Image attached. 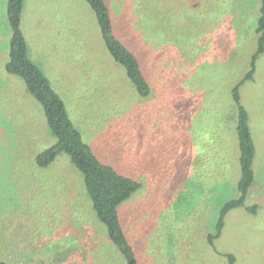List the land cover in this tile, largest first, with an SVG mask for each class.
I'll list each match as a JSON object with an SVG mask.
<instances>
[{
    "label": "rangeland",
    "instance_id": "1",
    "mask_svg": "<svg viewBox=\"0 0 264 264\" xmlns=\"http://www.w3.org/2000/svg\"><path fill=\"white\" fill-rule=\"evenodd\" d=\"M114 32L138 56L140 96L106 49L86 0H24L27 53L104 163L139 183L118 214L137 264H264V51L239 87L255 144L246 205H221L240 174L231 89L257 45L260 0H106ZM0 0V260L126 264L96 217L82 174L60 153L41 105L5 72L10 29ZM138 10L140 12H138ZM142 17V18H141ZM139 18L145 20H138Z\"/></svg>",
    "mask_w": 264,
    "mask_h": 264
},
{
    "label": "trees",
    "instance_id": "2",
    "mask_svg": "<svg viewBox=\"0 0 264 264\" xmlns=\"http://www.w3.org/2000/svg\"><path fill=\"white\" fill-rule=\"evenodd\" d=\"M24 0H7L6 15L10 29L8 59L4 64L7 74L15 75L24 82L26 90L41 105L47 128L54 142L35 155L34 161L40 167L48 166L57 155L65 153L71 163L82 174L87 195L96 217L105 225L107 235L118 248L126 264H137V256L130 245L119 218V205L131 197L139 188L134 179L121 174L111 165L101 161L82 139L81 133L69 118L64 101L52 88L41 69L33 63L27 53L26 40L21 29V13ZM94 11L103 43L125 71V75L135 91L144 97L151 94V87L144 75L137 54L130 49L120 36L115 34V22L109 13L106 0H86ZM138 12H140L138 10ZM142 18V17H141ZM138 20H145V18ZM257 45L250 56L249 68L231 89V97L236 112V134L238 138V162L240 174L236 180V194L224 202L215 224L214 234L208 235V242L219 236L226 213L237 207L255 212L257 205H246L248 191L255 180L253 161L255 144L248 125V113L240 102L239 87L252 78L255 60L264 50V0H260L259 16L255 26ZM226 264H235L232 253H224ZM0 264H8L0 260Z\"/></svg>",
    "mask_w": 264,
    "mask_h": 264
},
{
    "label": "crops",
    "instance_id": "3",
    "mask_svg": "<svg viewBox=\"0 0 264 264\" xmlns=\"http://www.w3.org/2000/svg\"><path fill=\"white\" fill-rule=\"evenodd\" d=\"M264 51V50H263ZM263 52H261L260 54H262ZM258 57V56H257ZM257 59V58H256ZM256 61V60H255ZM255 68H256V66H255ZM254 72H255V70H254ZM254 74V73H253Z\"/></svg>",
    "mask_w": 264,
    "mask_h": 264
}]
</instances>
